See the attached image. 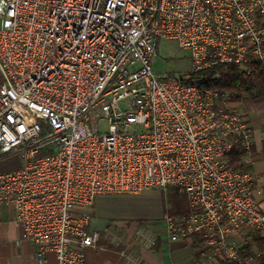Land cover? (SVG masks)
<instances>
[{
  "label": "built area",
  "instance_id": "obj_1",
  "mask_svg": "<svg viewBox=\"0 0 264 264\" xmlns=\"http://www.w3.org/2000/svg\"><path fill=\"white\" fill-rule=\"evenodd\" d=\"M160 38L188 50V77L155 69ZM254 63L264 70V0H0V160L22 159L0 170V208L38 263L86 264L98 197L173 187L189 210L167 211L168 242L200 233L212 264H254L233 239L243 227L264 238L247 116L236 93L188 81Z\"/></svg>",
  "mask_w": 264,
  "mask_h": 264
},
{
  "label": "crops",
  "instance_id": "obj_2",
  "mask_svg": "<svg viewBox=\"0 0 264 264\" xmlns=\"http://www.w3.org/2000/svg\"><path fill=\"white\" fill-rule=\"evenodd\" d=\"M232 105L247 116L253 137L248 163L253 173V196L264 211V97L243 95L239 100L234 97ZM163 194L160 190H149L139 195H113L120 198L116 204H124L123 197L132 198L133 201L127 200L128 210L116 204L102 206L99 200L108 196L98 197L95 207L87 210L90 224L100 230L101 238L96 247L87 249L86 264H212L202 251L200 233L176 242L164 238V217L171 207L162 199ZM11 214L9 207L0 208V264H39L35 245L23 240V231L11 221ZM255 231L258 230L248 227L234 230L233 239L239 249L246 242V236L254 250L257 249V237L252 234ZM47 260V264L53 263L54 254L49 253Z\"/></svg>",
  "mask_w": 264,
  "mask_h": 264
},
{
  "label": "trees",
  "instance_id": "obj_3",
  "mask_svg": "<svg viewBox=\"0 0 264 264\" xmlns=\"http://www.w3.org/2000/svg\"><path fill=\"white\" fill-rule=\"evenodd\" d=\"M197 78H201L202 83L216 87L221 91L226 90L231 91V93H236L233 96L236 100L241 99L243 95L254 98L264 97V70L260 63L252 64L250 73L241 70L235 64H217L200 71L196 78L191 76L188 78V81H195ZM262 152H264V149ZM243 154L242 147L240 145L235 146L229 156L230 164L235 167H241ZM21 165L22 159L19 154H11L0 160L1 171L18 168ZM188 210L189 206H183L177 203L171 206L170 213L180 215L186 213ZM259 233V230L252 233L257 237L258 241L256 250H254L248 236H246V242L240 249V253L244 258L250 256L254 258V264H264V238L260 237ZM200 240H203V238L201 237Z\"/></svg>",
  "mask_w": 264,
  "mask_h": 264
},
{
  "label": "rangeland",
  "instance_id": "obj_4",
  "mask_svg": "<svg viewBox=\"0 0 264 264\" xmlns=\"http://www.w3.org/2000/svg\"><path fill=\"white\" fill-rule=\"evenodd\" d=\"M158 52L157 59L154 63L155 69L163 75L171 76L172 79L186 78L189 76V71L191 70V57L188 50L179 47L176 41L171 39L160 38L158 41ZM0 74V82L2 81ZM47 153V151H42L40 154ZM123 196V195H121ZM115 196L109 195L105 200H99V204L102 206H113L117 201H120V198H114ZM98 199V198H97ZM162 199L166 200L168 205L174 206L175 204L187 205L188 198L183 191H180L176 188L171 187L168 189L165 195L163 194ZM133 201L132 198L123 197L121 201L124 204H116L119 207H124L127 210L129 209L128 201ZM98 204V203H97ZM95 206H90V208ZM78 206L73 209V211L78 210ZM128 213V212H127ZM126 213V215H127ZM129 215V214H128Z\"/></svg>",
  "mask_w": 264,
  "mask_h": 264
}]
</instances>
